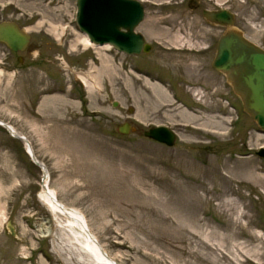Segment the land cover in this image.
<instances>
[{"label": "rangeland", "instance_id": "374dc122", "mask_svg": "<svg viewBox=\"0 0 264 264\" xmlns=\"http://www.w3.org/2000/svg\"><path fill=\"white\" fill-rule=\"evenodd\" d=\"M141 1L136 30L152 50L127 55L85 44L76 0H0V21L32 35L21 52L0 41V119L119 264H264V131L210 65L225 28L202 14L230 9L264 47V0ZM158 125L175 130L174 145L145 135ZM41 185L24 142L0 125V264H96Z\"/></svg>", "mask_w": 264, "mask_h": 264}, {"label": "water", "instance_id": "95a60500", "mask_svg": "<svg viewBox=\"0 0 264 264\" xmlns=\"http://www.w3.org/2000/svg\"><path fill=\"white\" fill-rule=\"evenodd\" d=\"M201 0H189V8L196 10ZM76 24L95 45H110L114 49L128 55L149 53L152 44L146 41L143 33L136 30L146 16V7L141 0H76ZM203 17L213 25L224 26L225 31L216 43V53L212 67L225 74L233 91L242 101L245 111L254 119L260 130L264 131V48L250 40L245 33L235 26L236 14L228 8H203ZM32 35L18 22L4 20L0 22V41L6 43L13 52L25 51ZM20 62L23 60L19 58ZM117 102H114V106ZM133 108L128 109L133 113ZM0 125L15 139L24 142L25 150L33 163L42 170L43 186L53 200L64 208L53 195L45 181L49 177L47 165L41 161L33 150L30 140L18 132L11 124L0 119ZM135 127L125 121L120 125L122 134H129ZM145 135L168 146L175 144L177 134L174 129L166 125L148 128ZM258 154L264 157V147H260ZM7 229L15 236V225L11 220L6 223ZM85 233L94 241L105 257L110 258L102 244L91 234L84 225ZM114 264L118 262L113 261Z\"/></svg>", "mask_w": 264, "mask_h": 264}, {"label": "bare ground", "instance_id": "6f19581e", "mask_svg": "<svg viewBox=\"0 0 264 264\" xmlns=\"http://www.w3.org/2000/svg\"><path fill=\"white\" fill-rule=\"evenodd\" d=\"M4 21V20H3ZM2 22V21H0ZM17 22V21H16ZM23 27V26H22ZM27 32H29V28L27 27H23ZM79 29V28H78ZM80 31V30H79ZM225 31V30H224ZM83 33V32H82ZM221 36V35H220ZM246 36V35H245ZM84 41L86 45H90L92 46H98V47H102V48H109L110 45L106 44L103 46H99V45H95L94 43H92V41L89 40V38L86 36H84ZM2 42V41H1ZM31 42V41H30ZM4 43V42H3ZM6 45V43H4ZM30 44V43H29ZM76 42L73 44L75 45ZM7 46V45H6ZM29 46V45H28ZM28 48V47H27ZM21 52V51H19ZM151 52V51H150ZM124 53V52H123ZM126 54V53H125ZM128 55V54H127ZM104 65L106 66L107 63L104 62ZM211 65V64H210ZM214 69V68H213ZM216 70V69H214ZM217 71V70H216ZM219 72V71H218ZM78 77L83 81L85 87L92 89L94 88V83L91 81V79L89 78V76H87V74H85L84 72H78ZM129 122V121H128ZM124 123V122H123ZM122 123V124H123ZM121 124V125H122ZM159 126V125H158ZM120 127V126H119ZM156 127V126H155ZM171 128V127H169ZM175 131V130H174ZM262 131V130H261ZM32 146V144H31ZM33 147V146H32ZM264 147V146H263ZM34 150V149H33ZM49 173V172H48ZM49 175V174H48ZM49 180H50V175L47 178V180L45 181V184L48 185V189L49 191L55 195L57 197V200L64 205V208H61L60 205H58V203H56L53 198L47 194V190L45 189V187L43 186V182H42V189L40 191V198L45 202V204L47 206H49L50 211L54 214L53 216H55L56 221L59 222V219H57V216L62 215L65 217L64 220V225L69 228L70 232L73 234L74 239H76L78 242H80V245H82V247L87 251L88 255L94 260V262L96 264H114L113 261L118 262V260L116 258H114L113 256L109 255L110 258L105 257L103 254H101V251L99 250L98 245L89 239V236L86 235L85 233V227L84 225H86L89 229L91 234L98 240L97 236L92 232L87 218L85 216V214L74 207H70L67 206L65 203H63L61 200H59L58 196H57V192L54 188H52L49 184ZM99 241V240H98ZM103 246V245H102ZM104 247V246H103ZM105 249V248H104ZM106 250V249H105ZM119 264V262H118Z\"/></svg>", "mask_w": 264, "mask_h": 264}]
</instances>
